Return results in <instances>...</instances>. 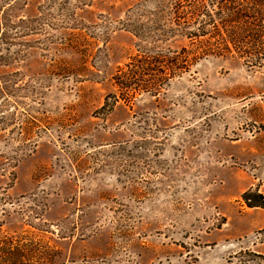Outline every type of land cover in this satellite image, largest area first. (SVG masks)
<instances>
[{"label": "rangeland", "instance_id": "374dc122", "mask_svg": "<svg viewBox=\"0 0 264 264\" xmlns=\"http://www.w3.org/2000/svg\"><path fill=\"white\" fill-rule=\"evenodd\" d=\"M69 1L0 0V230L49 240L54 264H264L242 197L264 196V60L208 55L111 104L131 57L191 41L123 28L157 0Z\"/></svg>", "mask_w": 264, "mask_h": 264}, {"label": "trees", "instance_id": "16d2710c", "mask_svg": "<svg viewBox=\"0 0 264 264\" xmlns=\"http://www.w3.org/2000/svg\"><path fill=\"white\" fill-rule=\"evenodd\" d=\"M48 1V4L58 3V10L63 15L74 12L69 0ZM76 1L75 5L79 6L87 4L89 0ZM157 3L155 11L138 13V18L128 15L131 16L127 18L129 23L124 24L123 28L129 26L132 33L142 38L143 29L147 33L154 32L143 28L151 23L164 38L176 34L188 38L192 48L188 50L182 47L171 57L167 55L171 49L163 51L156 47L140 50L116 70L114 79L119 95L111 94V104H115L118 98L130 102L131 98L138 99L143 93L157 95L174 77L181 76L187 68L208 55L235 53L243 57L247 65L262 64L264 0H157ZM142 17H146V21L140 20ZM8 24L5 26L8 27ZM167 24L171 25L167 27ZM250 194L258 198L252 200ZM242 197L248 206L264 208L262 193L249 189ZM59 253L60 250L49 240L33 232L0 230V264H54Z\"/></svg>", "mask_w": 264, "mask_h": 264}]
</instances>
